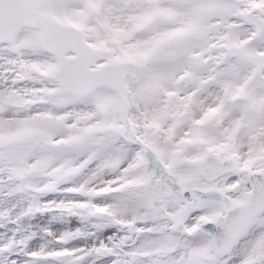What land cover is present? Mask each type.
I'll return each instance as SVG.
<instances>
[{
	"label": "snow or ice",
	"instance_id": "obj_1",
	"mask_svg": "<svg viewBox=\"0 0 264 264\" xmlns=\"http://www.w3.org/2000/svg\"><path fill=\"white\" fill-rule=\"evenodd\" d=\"M0 264H264V0H0Z\"/></svg>",
	"mask_w": 264,
	"mask_h": 264
}]
</instances>
